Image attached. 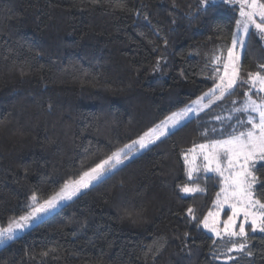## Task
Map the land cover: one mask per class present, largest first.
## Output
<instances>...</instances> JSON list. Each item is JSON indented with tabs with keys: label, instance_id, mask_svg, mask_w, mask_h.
Returning <instances> with one entry per match:
<instances>
[{
	"label": "trees",
	"instance_id": "trees-1",
	"mask_svg": "<svg viewBox=\"0 0 264 264\" xmlns=\"http://www.w3.org/2000/svg\"><path fill=\"white\" fill-rule=\"evenodd\" d=\"M215 4L0 0V227L33 195L47 199L213 87V57H226L240 18L238 6ZM241 64L245 79L264 64L254 29ZM219 110L190 118L1 246L0 264H264V232L247 225L246 248L222 262L244 239L215 238L200 223L222 178H189L184 153ZM262 164L253 191L264 203ZM185 185L203 191L185 195Z\"/></svg>",
	"mask_w": 264,
	"mask_h": 264
},
{
	"label": "snow or ice",
	"instance_id": "snow-or-ice-1",
	"mask_svg": "<svg viewBox=\"0 0 264 264\" xmlns=\"http://www.w3.org/2000/svg\"><path fill=\"white\" fill-rule=\"evenodd\" d=\"M200 2L207 7L216 6L215 0H200ZM222 2L238 6L240 18L236 21V24L245 35L251 34L254 29L255 34L264 40V0H222ZM238 46L246 50V41L239 39L234 34L231 46L226 49V57L223 53L213 57L211 75L209 76V79L213 81V87L193 102L197 107L205 98L209 99V103H212L211 98L213 97L216 100H221L226 95H231L236 87L242 85H249V92L255 89L257 94L264 93V64L259 65L260 71L247 73V79H245L241 75V53L237 51ZM245 96L247 99L241 107L235 108L233 111L247 114V119H237L236 126L232 127V131L226 134L227 138L194 145L193 148L184 153L186 163L188 162V153L202 155L207 162L205 171L216 172L222 178L223 187L216 194L217 200L214 201V204L217 208H222L227 204L231 208V215L222 222V230L219 227L221 223L219 211L209 212L200 223L205 229L215 233L217 237L226 235L229 238H243L245 242L238 245V250L246 248L248 239L246 225L250 226L252 232L257 230L264 232V203L254 199L253 194L254 186L258 183L254 168L257 162H264V97L257 102L248 92L245 93ZM192 111H194L193 108H185L182 112L173 113L165 121H162L159 126L149 129L130 145L117 149L107 158L95 164L94 167L82 172L77 179L66 180L59 191L54 192L42 202L38 200L36 195H33L31 197L32 204L28 206V210L24 215L10 219L7 227H0V245L13 240L20 232L31 227L35 221L56 210L61 202L72 200L82 190L102 182L118 165L123 164L125 160L130 158L133 148L137 152L146 150L149 146L160 141L161 137L171 134V130L177 129L181 121ZM217 119L220 118L217 117ZM240 128L246 130L238 131ZM220 135H225V133L221 131ZM197 149L199 150L198 153ZM224 159L227 161L226 165H222ZM261 166H264V164ZM226 172L227 175H225ZM188 175H192L191 170ZM180 191L195 193L203 191V189L185 185ZM221 195H223V200L220 199ZM187 214L189 217L196 219L192 208L187 209ZM129 215L131 216V213ZM240 217L242 219L237 225V219ZM233 247L237 248V245L233 244ZM251 254V252H248V255Z\"/></svg>",
	"mask_w": 264,
	"mask_h": 264
},
{
	"label": "rangeland",
	"instance_id": "rangeland-1",
	"mask_svg": "<svg viewBox=\"0 0 264 264\" xmlns=\"http://www.w3.org/2000/svg\"><path fill=\"white\" fill-rule=\"evenodd\" d=\"M235 34L238 36L239 39H243V40H247V37L248 35H245L242 31L241 28H238L236 26V29H235ZM237 51L241 53V58L243 56V53H244V49H241L239 46L237 47ZM251 92H256L255 89H252ZM251 92H248L249 94H251ZM261 95H264V93H260ZM217 95H219V93H217ZM203 96V95H202ZM200 96V97H202ZM227 97V95L225 96ZM225 97L221 100H216L214 97L211 98L212 99V103H209V99L208 98H205L200 104L199 106L197 107L196 104L194 103H191L190 105L174 112V113H179V112H182L185 108H193L194 111L190 112L189 115L187 117H185L181 123L183 124L184 122H186L187 120H189L190 118L192 117H201L203 116L205 110L213 107L216 103L219 104V112H213V113H216V114H213V116L211 117V119L209 120V124H208V130L207 131H203V137L200 139V141L197 143V145L199 144H202V143H210L212 140H219V139H225L227 138V133H230L232 131V127L236 126L237 124V119H240V120H246L247 119V114H243V113H237L235 111H233V109L235 108H240L241 105L244 103V101L247 99H244L243 101L241 102H237V101H234L235 103L233 102H226L225 100ZM253 99L257 100V102H259L262 98V96H256V97H253ZM197 101V99L195 100ZM194 101V102H195ZM207 105V106H206ZM173 114V113H172ZM171 114V115H172ZM171 115H169L168 117H170ZM217 117H219L220 119H217ZM165 121V119L163 120ZM161 124V123H160ZM160 124L156 125L155 127L159 126ZM178 125V127L180 126ZM153 127V128H155ZM248 127H250V125H248ZM213 129H215V131H213ZM174 129H172L171 131H173ZM246 129L244 128H240L238 129V131H245ZM221 131H223L225 133V135H220ZM162 138V137H161ZM132 143V142H131ZM131 143L127 144V145H130ZM143 151V150H141ZM141 151L137 152L135 150V148H133L132 150V154L130 155V157H133L134 155H136L137 153H140ZM199 152V150L197 149V153ZM126 161V160H125ZM124 161V162H125ZM206 161L203 159V156L202 155H199V154H194V153H188V162L186 163L185 162V167H186V175L189 177V178H194L196 177L198 174L200 173H204V174H212V173H216V172H206L205 171V165H206ZM227 161L226 159L222 160V165H226ZM122 165V164H121ZM121 165H118L117 167L121 166ZM191 170L192 172V175L189 176L188 175V172ZM218 174V173H216ZM228 173L226 172L225 175H227ZM91 187V186H90ZM189 187H196V186H189ZM223 187V185H222ZM86 190V189H84ZM82 190V192L84 191ZM59 191V189H58ZM221 191V189H220ZM80 194V193H79ZM77 194V196L79 195ZM185 195H191L193 193H184ZM253 194H254V191H253ZM76 197V196H75ZM73 197V198H75ZM221 200H223V195H221L220 197ZM254 199L256 200H259L258 198L255 197L254 195ZM40 202H42L43 200H40L38 199ZM217 200V197L215 199V201ZM68 201L70 200H66V201H63L61 202V205L54 211L48 213L47 215L59 210L64 204H66ZM260 201V200H259ZM262 202V201H261ZM263 203V202H262ZM213 208L209 211V212H217L219 211L220 215H219V220L221 221L219 227L221 228V230L223 229V221L227 220L228 216L231 215V208L225 204L222 208H217L215 204H213ZM208 212V213H209ZM24 215V214H23ZM45 215V216H47ZM208 215V214H207ZM206 215V216H207ZM45 216H43L42 218H44ZM41 218V219H42ZM40 219V220H41ZM242 217L238 218L237 219V225L240 223ZM40 220H37L35 221L32 226L37 223L38 221ZM31 226V227H32ZM247 226V225H246ZM7 227V226H6ZM31 227H29L28 229H26L25 231L23 232H20L17 236H20L21 234H23L24 232L28 231ZM205 229V228H204ZM211 235H213L215 238H222V237H225L226 235H222L221 237H217L215 233L211 232L209 229H206ZM238 230V228H237ZM247 231V230H246ZM256 232H260L259 230H257ZM12 241V240H11ZM10 241H8L7 243H9ZM5 243V244H7ZM3 244V245H5ZM3 245H0L3 246ZM231 249V251H230ZM226 250L222 255L221 257L219 258L222 262H228L230 261L231 259H233L238 253L242 252L243 250H238V245H237V248H234L233 246ZM229 257H231V259H229Z\"/></svg>",
	"mask_w": 264,
	"mask_h": 264
}]
</instances>
